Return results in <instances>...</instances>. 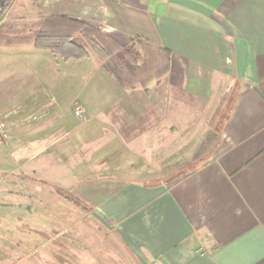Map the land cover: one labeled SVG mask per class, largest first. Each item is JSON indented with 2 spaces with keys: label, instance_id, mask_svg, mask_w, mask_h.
Returning <instances> with one entry per match:
<instances>
[{
  "label": "crops",
  "instance_id": "crops-1",
  "mask_svg": "<svg viewBox=\"0 0 264 264\" xmlns=\"http://www.w3.org/2000/svg\"><path fill=\"white\" fill-rule=\"evenodd\" d=\"M35 3L38 18L82 20L121 45L142 39L169 69L125 88L94 55L50 52L52 81L72 93L18 106L9 123L0 114L14 145L0 164L72 193L140 264H264V0Z\"/></svg>",
  "mask_w": 264,
  "mask_h": 264
},
{
  "label": "rangeland",
  "instance_id": "rangeland-1",
  "mask_svg": "<svg viewBox=\"0 0 264 264\" xmlns=\"http://www.w3.org/2000/svg\"><path fill=\"white\" fill-rule=\"evenodd\" d=\"M35 2L27 0L22 14L17 12L22 2L11 3L0 15V24L36 20ZM76 40L90 50L82 39ZM53 70V55L48 50L0 45V114L8 113V123L14 120L18 106L24 111L32 102L48 106L53 93L59 99L72 93L68 80L52 81ZM11 125L7 124V130L13 135ZM4 137L1 132L0 155L14 146L13 142L5 145ZM13 166L9 158L0 164V264H140L114 230L91 214L92 209L83 210L66 197H75L72 193L60 192V186L36 177H16L20 172L12 171ZM50 213L61 220L51 221Z\"/></svg>",
  "mask_w": 264,
  "mask_h": 264
},
{
  "label": "trees",
  "instance_id": "trees-1",
  "mask_svg": "<svg viewBox=\"0 0 264 264\" xmlns=\"http://www.w3.org/2000/svg\"><path fill=\"white\" fill-rule=\"evenodd\" d=\"M12 0H0V15L6 12ZM82 39L90 50L78 42ZM0 45L31 46L48 50L63 60L88 57L92 52L100 59L125 88L147 87L169 69V55L136 38L132 45L119 41L98 27L66 15H46L36 20L0 24ZM58 191L64 190L57 187ZM83 210L87 208L76 197L66 195Z\"/></svg>",
  "mask_w": 264,
  "mask_h": 264
},
{
  "label": "water",
  "instance_id": "water-1",
  "mask_svg": "<svg viewBox=\"0 0 264 264\" xmlns=\"http://www.w3.org/2000/svg\"><path fill=\"white\" fill-rule=\"evenodd\" d=\"M92 215L98 220L100 221L102 224H104L107 227H110L109 223L99 214L92 212Z\"/></svg>",
  "mask_w": 264,
  "mask_h": 264
},
{
  "label": "built area",
  "instance_id": "built-area-1",
  "mask_svg": "<svg viewBox=\"0 0 264 264\" xmlns=\"http://www.w3.org/2000/svg\"><path fill=\"white\" fill-rule=\"evenodd\" d=\"M80 111H81V109H79V108L76 106L75 109H74V113H75V114H79Z\"/></svg>",
  "mask_w": 264,
  "mask_h": 264
}]
</instances>
